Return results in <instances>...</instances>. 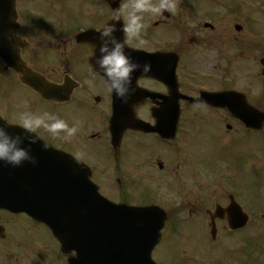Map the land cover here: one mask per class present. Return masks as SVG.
Returning <instances> with one entry per match:
<instances>
[{"label": "flooded vegetation", "instance_id": "obj_1", "mask_svg": "<svg viewBox=\"0 0 264 264\" xmlns=\"http://www.w3.org/2000/svg\"><path fill=\"white\" fill-rule=\"evenodd\" d=\"M2 3L0 120L26 198L49 146L86 164L106 198L164 210L157 264H264V0ZM128 49L150 56L128 67ZM113 102L174 135L126 130L112 144ZM40 215L0 207V264H69Z\"/></svg>", "mask_w": 264, "mask_h": 264}, {"label": "water", "instance_id": "obj_2", "mask_svg": "<svg viewBox=\"0 0 264 264\" xmlns=\"http://www.w3.org/2000/svg\"><path fill=\"white\" fill-rule=\"evenodd\" d=\"M112 142L127 127L145 128L130 110L114 104ZM148 129V128H146ZM10 149L0 143V205L23 206L16 193L24 186L10 180ZM48 181L38 203L63 247L76 250L73 264H152L150 252L160 238L164 215L158 207H131L103 198L85 165L60 152L47 153ZM19 187V188H18ZM161 212V211H160Z\"/></svg>", "mask_w": 264, "mask_h": 264}, {"label": "rangeland", "instance_id": "obj_3", "mask_svg": "<svg viewBox=\"0 0 264 264\" xmlns=\"http://www.w3.org/2000/svg\"><path fill=\"white\" fill-rule=\"evenodd\" d=\"M68 2L70 3V4H72V0H68ZM131 143H134L133 141H132V137H131V135H127L126 137H125V141H124V146H126V145H130ZM94 145H97L98 143L97 142H94L93 143ZM137 144H140V145H145L146 143H145V141H139V142H137ZM103 147H104V150H105V144H103ZM147 188H150V194H153V192H155V193H161V192H166V185H164L163 187H161L162 185H160V184H158V185H156L157 187H158V189H157V191H155L154 190V187H155V185H153V184H147V185H145ZM168 192V191H167ZM161 195H164V196H166V194H161ZM135 199H138L137 198V196H135ZM160 201H163V199H160ZM170 226V227H169ZM169 226H168V229H166L165 230V232H166V240L169 238V236H171V233H170V230H172V225L171 224H169ZM181 230V229H180ZM179 231V230H178ZM177 235V234H176ZM170 247H169V241L168 242H166L164 245H162V246H160L159 247V250L158 251H161V252H163L165 255H167L169 252H170ZM161 252H154V254H155V258H156V260H158L159 259V256H160V253ZM165 259H161V261L163 262Z\"/></svg>", "mask_w": 264, "mask_h": 264}]
</instances>
